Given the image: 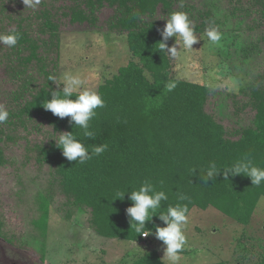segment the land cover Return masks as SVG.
<instances>
[{
    "label": "trees",
    "instance_id": "16d2710c",
    "mask_svg": "<svg viewBox=\"0 0 264 264\" xmlns=\"http://www.w3.org/2000/svg\"><path fill=\"white\" fill-rule=\"evenodd\" d=\"M104 11L106 16L99 18ZM172 12L187 13L195 34L210 27L222 34L258 32L264 44V0H62L60 7L41 0L35 9L25 8L22 0H0V34L20 35L15 47L0 45V106L9 113L0 123V168L10 163L6 151L20 144L25 161L31 158L39 171L44 169L48 186L63 196L66 217L72 209L89 214L93 231L104 238L142 241L126 210L134 206L131 191L146 179L168 195L161 210L187 204L188 216L194 208H213L243 226L264 198V182L256 186L246 176L225 180L223 175L224 167L244 155L264 168V63L259 85L250 87L245 98L225 94V109L224 103L214 101L215 91L171 78L169 56L159 52L157 43ZM65 26L69 32L125 35L131 54V60L97 88L105 107L96 109L90 137L70 117L61 119L43 108L53 92L62 91L54 71ZM255 50L257 45L249 43L235 55L245 62ZM169 81L177 84L170 92L164 87ZM218 111H227L229 120ZM39 126L46 130L44 136ZM66 133L75 135L89 156L94 147L106 144L107 150L84 164L68 161L54 139ZM213 161L221 169L205 181L202 175ZM34 181L27 182L35 186ZM117 193H125L124 199H116ZM181 194L188 199L179 200ZM35 201L40 214L30 225L42 237L40 244L28 230L18 237L0 233L5 246L40 254L51 191L37 193ZM166 226L158 214L145 224L151 235L156 227ZM37 259L43 264L42 255ZM135 262L164 264L155 251ZM257 264H264V253Z\"/></svg>",
    "mask_w": 264,
    "mask_h": 264
},
{
    "label": "rangeland",
    "instance_id": "374dc122",
    "mask_svg": "<svg viewBox=\"0 0 264 264\" xmlns=\"http://www.w3.org/2000/svg\"><path fill=\"white\" fill-rule=\"evenodd\" d=\"M46 1L55 7L62 4V0ZM103 16H106V11L98 14L101 19ZM61 22L67 24V20L61 19ZM69 30L65 26L63 31L66 33L60 35L59 59L54 71V78L61 89L64 74L71 72L80 76L84 82L83 88L97 92L99 85L111 79L119 68L131 60L125 35ZM196 35L198 42L192 45L190 54L186 57L181 54L177 58L169 56L171 78L215 91L214 101L224 103L225 109L229 100L225 98L222 101L225 94L245 98L250 87L259 85L264 63V44L260 42V33L222 34V47L219 48L209 46L205 33ZM175 42L176 36L169 38L168 47L175 45ZM249 43L257 45V50L242 60L245 62H239L235 54L241 48H247ZM217 69L221 71L217 72ZM230 78L240 82L238 91L229 90ZM218 112L229 120L227 111ZM39 129L44 136V127L39 126ZM6 157L9 165L0 168V233H13L18 237L30 230L36 237L39 232L30 225L32 218L40 214L36 195L51 191L52 203L49 204L45 241L42 248L38 246L43 264H135L151 251H155L164 264H257L264 253V198L259 200L251 221L245 226L213 208L205 211L192 209L184 226L187 243L179 253L178 260L173 262L164 258L167 246L154 234L146 238L142 236L140 243L108 239L93 231L89 214L72 209L69 217H66V207L61 205L65 201L63 196L56 187L48 186L44 169L39 171L31 158L29 162L25 161L20 144L11 146L6 151ZM24 161L27 163L22 165ZM30 178L35 179V186L27 182ZM41 238L37 235V245ZM31 251L14 250L0 242V264H41L37 262L41 255ZM8 253H11V258Z\"/></svg>",
    "mask_w": 264,
    "mask_h": 264
},
{
    "label": "clouds",
    "instance_id": "9594fccd",
    "mask_svg": "<svg viewBox=\"0 0 264 264\" xmlns=\"http://www.w3.org/2000/svg\"><path fill=\"white\" fill-rule=\"evenodd\" d=\"M22 2L25 8L35 9L41 0H22ZM191 25L192 22L189 20L187 13H170L166 25L160 33L162 40L157 43L159 52L165 53L172 58H177L181 54L186 57L190 54L193 51L192 45L198 42V36ZM173 36H176L175 45L168 47L167 41ZM205 36L210 47H222L223 35L216 27L206 29ZM19 39L20 35L18 33L0 34V45L15 47ZM219 71L221 70L217 69V72ZM63 80L62 91L53 92L51 94L52 99L50 101L46 100L43 103V108L51 111V113L61 119L70 117L71 121L83 130V135L90 137L93 135V132L89 130L90 121L97 115L96 109L105 107V102L97 92L83 88L84 82L79 75L66 72ZM230 84V91L239 90L240 82L237 79L230 78ZM176 86L177 84L174 81L166 82L164 85L169 92L174 90ZM73 93H77L75 99L71 98ZM8 116V111L3 106H0V123L7 121ZM54 139L56 140V146L62 151V155L68 161H78L80 164H84L94 156H99L107 150L106 144L94 147L91 150L92 155L89 156V149L79 142L73 134H60ZM220 169L214 161L210 162L204 170L202 178L205 181L214 179ZM223 169L225 180L229 176L243 175L250 178L252 185L259 186L264 182V168L255 166L248 155L242 156ZM159 183L161 186L163 185V181ZM124 195L125 193H117L118 198L116 199L123 200ZM129 199L134 206L127 208L126 211L131 218V227L134 231L140 236L148 237L151 233L150 230L145 228V224L151 220L153 215L158 214L159 219L167 226L156 227L155 236L167 246L164 258L167 257L173 262L177 261L179 253L187 243V238L184 234V226L187 224V214L189 212L187 204L177 203L174 206L169 205L166 210H161V202L167 201L168 195L163 190H157L156 186L147 179L141 183L138 190L131 191ZM178 199L183 201L187 200L188 197L181 194ZM8 255L11 258V253H8Z\"/></svg>",
    "mask_w": 264,
    "mask_h": 264
}]
</instances>
